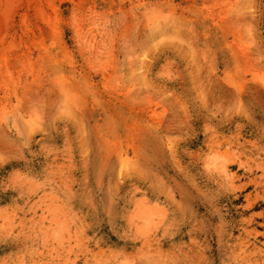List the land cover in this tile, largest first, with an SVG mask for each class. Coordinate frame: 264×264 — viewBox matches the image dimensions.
<instances>
[{
	"label": "rangeland",
	"instance_id": "rangeland-1",
	"mask_svg": "<svg viewBox=\"0 0 264 264\" xmlns=\"http://www.w3.org/2000/svg\"><path fill=\"white\" fill-rule=\"evenodd\" d=\"M0 264H264V0H0Z\"/></svg>",
	"mask_w": 264,
	"mask_h": 264
}]
</instances>
